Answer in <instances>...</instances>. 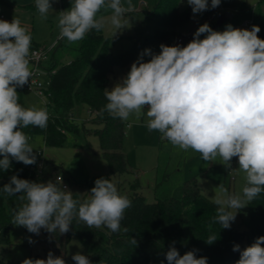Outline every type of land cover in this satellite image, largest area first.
Returning <instances> with one entry per match:
<instances>
[{"label": "clouds", "instance_id": "9594fccd", "mask_svg": "<svg viewBox=\"0 0 264 264\" xmlns=\"http://www.w3.org/2000/svg\"><path fill=\"white\" fill-rule=\"evenodd\" d=\"M58 2L35 0V7L41 19L50 12L58 14V40L69 43L83 40L92 31H102L106 22L115 37L131 27V16L140 11L133 0H71L70 8L56 12L53 4ZM186 3L195 18L218 8L221 0ZM102 9L110 15L105 17ZM260 31L255 24L250 28L227 24L218 31L205 22L186 45L161 43L158 53L145 48L126 75L104 89L107 102L96 113L101 118L107 113L122 121L146 115L148 131L157 130L162 140L185 152L192 149L200 153L204 161L223 165L229 174L237 169L245 173L242 192H230L221 184L219 192L211 197L216 214L207 225L208 245L219 239L214 225L230 229L240 210L264 193V39L259 37ZM35 55L30 29L22 26L19 18L10 22L0 19V172L9 171L13 161L25 166L37 164L32 137L25 129H46L49 112L46 107H24L17 91L30 86L33 72L29 65ZM234 157L238 158L236 169L232 168ZM0 196H16L23 202L13 210L11 224L36 236L43 229L50 240L57 233L70 232L73 221L84 222L88 228L104 227L110 233L129 231L121 222L132 201L109 178H97L81 201L73 198L60 176L55 181L39 182L13 174L0 186ZM28 243L35 241L28 237ZM130 243L137 245V240L131 238ZM175 245L173 240L163 253L167 264H208V257L197 256L199 249L181 255ZM232 251L239 252L235 264H264V235L243 249L234 244ZM71 259L75 264H93L80 251ZM21 264L67 261L49 251L46 259L25 258Z\"/></svg>", "mask_w": 264, "mask_h": 264}, {"label": "trees", "instance_id": "16d2710c", "mask_svg": "<svg viewBox=\"0 0 264 264\" xmlns=\"http://www.w3.org/2000/svg\"><path fill=\"white\" fill-rule=\"evenodd\" d=\"M180 3L181 0H159L149 14L155 18L158 27L152 33L136 39L129 49L118 54L110 51V37L104 36L101 31H92L76 42L73 59L60 62L54 52L68 41L59 40L48 67L55 69V72L46 95L47 105L54 113L49 114L46 129L29 126L25 131L32 139L42 135L47 146L55 147L71 145L79 148L82 146L79 138L89 134L98 135L109 173L129 172L128 158L122 149L125 122L113 119L107 113L101 118L96 113L107 102L104 89H110V75L116 67H124L127 73L145 48L154 44H168L171 38L179 34L178 28L190 17L189 8L180 9ZM259 26V36L264 39V23ZM32 43L39 45L34 41ZM19 102L28 108L22 99ZM84 109H87L88 116L81 118L78 112ZM77 120L79 123L75 122ZM13 174L35 181L28 166L13 161L9 171L0 172V186L7 183ZM167 175H159L154 187L155 200L152 202H148L138 191L140 183L137 178L130 183V192L126 195L132 201V206L126 210L121 222L122 227L129 229L127 233H110L104 227L88 228L84 222L73 221L72 230L65 236H58L57 233L53 241L59 243L60 249H65L68 240L77 236L93 264H99V261L105 264H160L161 260L167 264L163 253L173 240L181 255L196 248L199 249L198 257H208V264H235L239 252L232 251L233 245L239 244L243 249L256 237L264 235V193H261L249 204V218L243 220L246 229L233 225L230 229H220L218 224L214 225L219 239L212 245L206 244L209 235L207 225L216 214V206L212 199L204 195L196 176L172 185ZM22 204L16 196H0V244L8 243L13 210ZM131 238L137 240V245L130 243ZM0 264L18 263L0 258Z\"/></svg>", "mask_w": 264, "mask_h": 264}, {"label": "rangeland", "instance_id": "374dc122", "mask_svg": "<svg viewBox=\"0 0 264 264\" xmlns=\"http://www.w3.org/2000/svg\"><path fill=\"white\" fill-rule=\"evenodd\" d=\"M158 1L133 0L140 11L131 16V27L125 29L122 33H118L115 37H113V29L110 23L106 22V26L101 33L110 37L111 53L118 54L129 49L136 39L152 33L158 27L155 18L149 16ZM70 6L71 0H59L58 3L53 4L56 12L66 10ZM188 8L190 11L189 19L178 28L179 34L175 38H171L166 45H184L187 40L180 43L176 39L188 34L193 36L196 29L205 22L212 27L219 14L227 11L231 12V17L216 30L223 31L227 24H231L233 27L250 28V26L242 25L246 20H253L254 24L258 26L264 23V0H221V5L218 8L198 14L195 18H193L191 7L187 5L186 0H181L180 9L186 10ZM101 14L107 17L110 15V11L104 12L102 9ZM13 18H19L22 26H27L30 29L32 39L49 50V58L44 61V65L49 67L54 48L59 42L58 14L50 12L46 19H41L35 7V0H0V19L10 22ZM75 45L76 42H68L66 45L59 47L54 52L55 58L60 62L70 61L75 55ZM159 45L154 44L150 48L153 52L158 53L160 51ZM144 59L148 60L149 57L146 56ZM31 66L30 64L29 67ZM125 70L124 67L120 66L115 68L110 75L108 84L110 88L118 79L126 75ZM17 91L20 94V99L26 103L28 108L32 106L37 108L46 107L49 114L54 113L47 105V96H40L24 88L17 89ZM78 116L86 118L88 116L87 109L78 112ZM147 119L145 115L137 120L133 115L127 121H124L125 137L122 149L127 155L129 164V172L125 174L111 175L109 173V166L104 158L100 139L95 134L79 138L82 145L79 148L71 145L63 147L47 146L42 135H36L30 143L36 152L38 150L43 151L44 157L48 160L46 163V182L48 180L55 181L56 174H62L68 188L73 192V198L81 201L87 198L88 191L94 186V181L97 178L104 177L114 182L121 194L130 192V183L137 178L140 183L138 191L145 196L148 202H152L155 200V183L160 177L159 175L162 176L165 173L168 174L169 182L172 185L196 176L202 192L210 199L219 192L218 186L221 184L230 192H242L245 185V173L243 171L237 169L229 174L223 165L219 163L210 164L204 161L201 154L192 149L185 152L178 147H174L168 141L162 140L161 134L157 130L148 131L146 127ZM217 160H219V157ZM237 160L236 157L232 160L233 169L238 168ZM249 215L250 208L248 204L240 210L232 225L239 226L242 230L246 229L243 220L248 219ZM8 236V243L0 244V258L5 261H15L21 264L25 258L46 259L47 253L52 251L56 256H64L67 264H75L71 259L73 254L80 251L82 254L87 255L83 243L77 236H72L68 240L65 249L57 247L59 243L53 241V239L50 240L49 234L43 229L41 234L36 236L27 233L23 227L12 225ZM62 236H65V234ZM28 237H31L35 243L29 244Z\"/></svg>", "mask_w": 264, "mask_h": 264}, {"label": "built area", "instance_id": "2783aa9c", "mask_svg": "<svg viewBox=\"0 0 264 264\" xmlns=\"http://www.w3.org/2000/svg\"><path fill=\"white\" fill-rule=\"evenodd\" d=\"M3 18V16L1 15ZM254 24L253 20H246L242 23L243 26H252ZM190 35H183L176 39L177 42H184L188 40ZM56 44V43H55ZM54 44V45H55ZM53 45V46H54ZM52 46V47H53ZM51 47V48H52ZM32 51L36 55L32 58L30 64L32 65L30 69L33 72L29 85H25L23 88L33 91L40 96H46L51 83V76L55 72V69H49L44 65V61L49 58V50L43 45H35L32 43ZM235 158V157H234ZM48 160L44 157L43 151H37V164L28 166L30 173L33 174L34 180L39 182H46V163ZM62 177V182L68 187V184L65 182V178L62 174H56V177ZM55 177V179H56Z\"/></svg>", "mask_w": 264, "mask_h": 264}, {"label": "water", "instance_id": "95a60500", "mask_svg": "<svg viewBox=\"0 0 264 264\" xmlns=\"http://www.w3.org/2000/svg\"><path fill=\"white\" fill-rule=\"evenodd\" d=\"M231 17V12L227 11L222 14H219L215 24L212 26L214 30L219 28L226 20H228Z\"/></svg>", "mask_w": 264, "mask_h": 264}, {"label": "crops", "instance_id": "0c3cea01", "mask_svg": "<svg viewBox=\"0 0 264 264\" xmlns=\"http://www.w3.org/2000/svg\"><path fill=\"white\" fill-rule=\"evenodd\" d=\"M32 41H34L33 39H32ZM35 42V41H34ZM37 43V42H36ZM39 45H40V43H38Z\"/></svg>", "mask_w": 264, "mask_h": 264}]
</instances>
